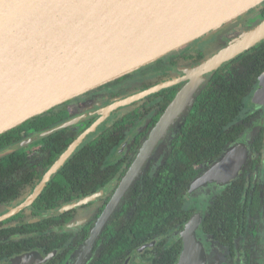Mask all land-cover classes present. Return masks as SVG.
Returning <instances> with one entry per match:
<instances>
[{
  "label": "flooded vegetation",
  "instance_id": "af4514ba",
  "mask_svg": "<svg viewBox=\"0 0 264 264\" xmlns=\"http://www.w3.org/2000/svg\"><path fill=\"white\" fill-rule=\"evenodd\" d=\"M259 6L247 13L259 17ZM222 29L28 119L43 115L46 121L51 115L56 117L52 123L39 129L29 124L27 130L19 132L9 142L2 136L5 132L0 134V264H152L158 253L168 254L167 250L174 247L176 241L180 240L182 248L179 232L186 222L181 228L175 226L160 235L152 234L119 255L111 252L114 238L121 233L127 238L126 231L132 228L129 224L134 220L135 206L145 184L157 176L163 166L169 172L165 178H170L174 184L178 182L175 172L183 165L179 160L182 155L176 152L185 150L176 142L184 135L201 140L197 137V129L193 132L190 129L207 113L206 103L199 99L206 84L156 142L145 149L144 162L120 194V186L140 157L153 127L185 81L113 109L107 107L171 77L180 78L183 71L179 68L199 61L202 57L199 54L207 53L212 44H224L227 39ZM262 43L264 40L234 59L242 60L254 54L251 50ZM256 58L264 61L260 54ZM255 60L247 64L251 66ZM230 69L231 74L244 70L239 62ZM260 74L252 81L232 120L235 125L241 124L242 130L228 143H223L219 135L216 139L222 146L219 153L211 158L203 155L192 162L195 174L182 194L181 208L191 211L190 217L196 211L203 214L199 235L207 264H264V96H257ZM95 122V130L50 177L44 188L33 195L35 187L62 151ZM59 125L63 126L38 137ZM237 143H244L246 155L235 176L191 188L197 177ZM198 147L201 145H195ZM169 159L172 160L170 165ZM113 198L116 201L111 206ZM230 207L242 212L240 217L245 219L246 225L253 224L250 228L239 229L235 232L238 235H228L225 233L229 231L223 230L224 240L227 239L224 242L207 232L203 221L209 214ZM238 218L234 221L237 226ZM217 222L220 223V219ZM32 253H36L35 256ZM107 255L112 256L110 260L100 261Z\"/></svg>",
  "mask_w": 264,
  "mask_h": 264
},
{
  "label": "water",
  "instance_id": "95a60500",
  "mask_svg": "<svg viewBox=\"0 0 264 264\" xmlns=\"http://www.w3.org/2000/svg\"><path fill=\"white\" fill-rule=\"evenodd\" d=\"M264 0H0V134L29 118L89 89L115 80L219 28ZM264 40V17L215 45L199 61L179 68L171 77L141 92L116 100L113 109L148 93L184 80L153 127L140 157L125 177L118 194L132 181L147 151L177 115L187 108L224 63ZM258 97L264 96V70ZM56 126L38 137L49 134ZM97 122L68 145L35 187L39 193L50 177L79 148ZM246 155L237 143L195 179L191 188L224 181L241 168ZM222 179V180H221ZM115 198L111 206L115 203ZM196 211L179 234L182 248L175 264H207ZM94 236L92 234L91 238ZM89 241V240H88ZM36 253H32L35 256ZM51 256L48 255L45 259Z\"/></svg>",
  "mask_w": 264,
  "mask_h": 264
},
{
  "label": "trees",
  "instance_id": "16d2710c",
  "mask_svg": "<svg viewBox=\"0 0 264 264\" xmlns=\"http://www.w3.org/2000/svg\"><path fill=\"white\" fill-rule=\"evenodd\" d=\"M259 13L260 17H264V2L259 6ZM241 18L240 16L236 20H240ZM225 29L226 27L222 30ZM214 45L221 46L218 43ZM251 52L255 53L247 56L250 54L248 52L246 54L247 57H244L245 59H234V61L232 60L230 63L222 65L221 68L219 67L217 69L218 71H214L205 83V89L202 91L199 99L201 102L206 103L207 113L203 120H200L190 129L191 132L197 129V137L201 140H193L194 137L184 135L181 141L176 142L177 146H182L185 150L182 153L179 151L176 152V154L182 155L179 160L183 165L178 167L175 172V179L178 182L174 184L170 178H165V176H169V172L163 166L158 172V175L145 184L143 194L135 206L134 220L129 224V227L132 228H127V238L124 233H121L117 238L113 239V243L111 244L112 253L119 255L125 252V250L131 249L132 246L137 245L138 241L143 242L145 239H149L152 234L160 235L175 226L181 228L189 220L191 211L183 210L181 205L183 202V191L195 174L192 169V162L197 157L203 155L209 158L215 157L222 148L221 143L216 141L219 135L222 137L223 143H228L242 130L241 124L235 125L232 123V120L243 96L248 92L252 81L256 80L257 75L264 70V61L256 58L260 54L264 59V43L253 48ZM205 54L200 53L199 55L203 57ZM252 59L256 60L249 66L247 62ZM235 62H239L244 69L242 73L235 71L234 74H231L230 67L232 65L234 66ZM216 85L219 86L216 87ZM43 118V115H39L30 121H25L17 127L6 131L2 136H6L7 142H9L19 132L27 130L29 124L39 129L42 126L56 121V117L53 118L51 115L46 121ZM229 123L232 124L228 128H225ZM230 135H232V138H229ZM195 145H201V147L195 148ZM171 162L172 160L169 159L168 165ZM255 203H257V200ZM217 213L220 214L216 216ZM217 213H212L205 217L203 228L207 232L214 233L215 237H218L219 240L224 242L227 240H224L225 234L238 235L235 232H238L239 229L242 230L243 227L250 228V225L253 224V222H249L250 225H246L247 222L245 219L240 217L242 212L235 207L225 208L222 212ZM235 218L239 220L238 226L234 224ZM217 219H220V223L217 222ZM223 230H228L229 233L222 234ZM220 231L221 233H219ZM250 232L253 233V230L250 229ZM130 235L133 236L131 237ZM180 250L181 242L178 240L175 242L174 247L171 246L167 250L168 254L158 253L156 258L152 260V264H165V260H168L166 264H175ZM111 257L108 255L104 256L100 261H108Z\"/></svg>",
  "mask_w": 264,
  "mask_h": 264
},
{
  "label": "rangeland",
  "instance_id": "374dc122",
  "mask_svg": "<svg viewBox=\"0 0 264 264\" xmlns=\"http://www.w3.org/2000/svg\"><path fill=\"white\" fill-rule=\"evenodd\" d=\"M260 17V16H259ZM258 19V15L257 14H252V13H246L245 17L241 18L240 20H236L235 23H231L229 28L223 30L222 32L223 33H226L224 36V38H226L227 40L224 42L226 43L230 38L231 36H233V34L235 33V29H243V28H246L248 27L249 25L253 24L255 22V20ZM223 28V27H222ZM234 30V31H232ZM214 32V31H213ZM215 45L212 44V49L214 48ZM211 50V49H210ZM260 83V81H259ZM259 90V88H258ZM204 247V246H203ZM205 252V250H204Z\"/></svg>",
  "mask_w": 264,
  "mask_h": 264
}]
</instances>
